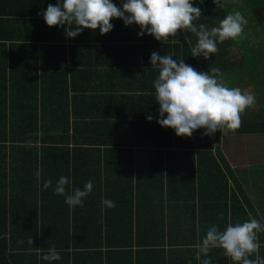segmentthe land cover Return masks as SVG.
<instances>
[{
    "label": "crops",
    "instance_id": "0c3cea01",
    "mask_svg": "<svg viewBox=\"0 0 264 264\" xmlns=\"http://www.w3.org/2000/svg\"><path fill=\"white\" fill-rule=\"evenodd\" d=\"M242 1L240 0L241 3ZM56 3L57 0H0V96L7 98L6 106L8 107V97L12 96L17 99L19 96L26 97L22 103L32 102V98L37 97L38 109L41 103L48 107L49 98L61 96L65 90L68 97H85L84 105L77 103L73 110L70 106L66 112L68 126L73 129L70 137H74V142L71 140L70 144L98 149L100 155L105 152L107 155H104V160L114 162L116 169L120 165L126 167L131 162L133 172L136 168L140 170L141 163L137 166L136 162L142 160V155L148 162L156 163V166L159 163L164 172L172 173L174 167L178 171L179 166L187 163L178 156H171L170 153L177 151L170 147L179 145L196 150L200 140L189 142L186 137H179L171 128H162L156 122L159 119V106L155 101L154 80L158 76V69L152 67L150 56L153 52L172 55L173 59H184L193 68L191 62L194 61L195 67L199 69L200 61L197 57H180L172 50L183 39L191 55L196 39L188 42L185 33L181 32L163 43L147 33L138 36L139 26L132 24L125 27L118 18L111 21L114 27L105 35H100L99 29H85L76 38L69 39L65 36L64 28L47 26L39 15L42 10L47 9L48 4ZM113 3L121 7V0H113ZM239 8L247 20L256 21L255 28L246 25L240 42L234 44L235 53H240V58L234 59L231 55L221 63L219 69L230 88L239 87L251 93L256 102L241 114V126L235 133L227 130V134L215 133L212 142L206 138V144L227 180L228 206L235 204L238 209L242 205L248 216L251 214L264 223V188H253L250 185L251 181L258 182L257 172L262 173L260 179L264 185V22L261 23L256 14L246 12L245 4L244 8ZM248 28L253 33L246 35ZM173 40L176 42L173 43ZM231 42L233 44L232 40ZM66 82L67 86L64 85ZM73 89L75 91L71 93L70 90ZM6 112L8 116L9 110ZM149 114L154 117L152 121L146 119ZM37 122L38 130L33 134L35 140L30 138L26 143L18 145L19 147L41 145L43 131L40 129V120ZM216 140L219 142L215 149ZM158 151L161 156L157 154ZM165 157L171 158L174 165L167 167ZM37 162L40 169V154ZM0 169V181L3 182L2 165ZM231 178L235 179L237 186ZM18 180L20 178L15 174H5L4 183L8 185V182H12V186L5 187L4 191L5 211L1 213L4 223L0 220V225L5 232L0 237L5 241L6 254L19 257L20 260L21 255L33 252L20 250L21 246L26 247L25 243L28 241L21 237L19 231L20 215H12L8 211L9 208L18 210ZM38 202L40 208V201ZM8 204L10 207L7 209ZM1 205L0 203V210ZM174 216L173 220L179 226L176 227L177 240L181 238L183 247L190 227L184 214L176 213ZM13 217L16 221L14 225ZM9 221L12 223L10 228ZM170 244L165 239L160 251L164 258L163 264H198L195 247L186 251L180 249V253L178 249L169 250ZM176 248L179 246L176 245ZM215 255H223V252ZM210 256L212 258V253ZM100 257V262L95 260L91 264H103L102 254ZM212 260V264L218 261L217 258ZM155 264H160V260Z\"/></svg>",
    "mask_w": 264,
    "mask_h": 264
},
{
    "label": "trees",
    "instance_id": "16d2710c",
    "mask_svg": "<svg viewBox=\"0 0 264 264\" xmlns=\"http://www.w3.org/2000/svg\"><path fill=\"white\" fill-rule=\"evenodd\" d=\"M260 2L262 0L242 1L262 23L264 5H260ZM221 3L223 7L216 6L213 0H204L203 3L193 0V6L199 7L203 12V16L195 21L197 26H218V22L236 6L225 0H221ZM184 35L188 42L194 38L197 41V37L192 33ZM236 43L233 41L232 44L231 39L218 43L219 51L209 60L202 56L197 57L200 70L195 67L194 61L191 64L200 72L208 71L211 67L219 68L225 59L235 53ZM172 50L180 57L191 56L183 39L180 44H175ZM64 85L67 86V82ZM70 91L72 93L75 89ZM84 98L75 95L68 97L65 90L61 96L49 98L50 106L41 103L38 109L37 97L32 98L29 103L21 102L26 99L23 96L18 99L8 97L7 107V98L0 96V165L3 178V182L0 181V220L4 223L1 213L5 211V187L12 186V182H8V185L4 183L5 174H15L20 178L19 206L15 211L9 208L8 204L7 209L9 208L8 211L12 215H20L21 237H25L27 241L32 238L33 241V246L26 242V247H20V250L33 252L21 255V259L24 258L21 261L19 257L6 254L5 241L0 237V264H48L39 258L34 248L46 250L53 246L62 257L53 264H91L95 260L100 262L101 254L103 264H139V261L140 264H155L158 259L160 264H163L164 258L160 251L165 239L171 242L169 250L178 249L181 253L180 249H194L213 224L224 230L228 223H242L249 218L242 205H239L238 209L235 204L228 206L227 180L206 144V138L212 142L213 135L205 136L204 129H199L191 137H186L189 142L200 140L196 150L179 145L170 147L177 151L170 153L171 156H178L187 163L179 166L178 171L174 167L172 173L164 172L159 163L156 166V163L148 162L142 155V160L136 162L137 166L141 163L140 170L136 168L133 172L131 162L127 163L126 167L120 165L116 169L114 162L104 160V155H107L105 152L100 155L98 149L70 144L71 140L74 142V137H70V131L73 133V129L68 126L66 112L70 106L73 110L77 103L84 105ZM38 120L43 131L41 145L19 147L18 145L26 143L30 138L35 140L33 134L38 130ZM216 134L218 135L219 131ZM218 142L219 140L214 142L215 149ZM38 154L42 156L41 186L45 180L52 181V187L47 190H41L37 186L35 173L39 168ZM157 154L161 156L160 151ZM216 156L218 158V154ZM165 160L167 167L174 165L171 158L165 157ZM61 176L70 178L69 188L83 189L85 183L92 180L93 189L84 199L83 207L71 208L65 203L63 196L54 194L56 181ZM233 183L237 186L235 179ZM104 200L114 201L116 207H107L102 203ZM247 206L249 207L248 204ZM251 212L253 213V209ZM176 213L184 214L190 227L185 235L183 247L181 238L177 240L176 227L179 226L173 220ZM13 221L14 217L12 223ZM12 223L9 221V228ZM15 223L16 221L12 225ZM4 232L3 226L0 225V234ZM259 243V254L264 257V233L259 234ZM176 245L179 248H176ZM220 251L223 252L222 249H213L210 252L213 259H218L216 264H231L223 255H215Z\"/></svg>",
    "mask_w": 264,
    "mask_h": 264
},
{
    "label": "clouds",
    "instance_id": "9594fccd",
    "mask_svg": "<svg viewBox=\"0 0 264 264\" xmlns=\"http://www.w3.org/2000/svg\"><path fill=\"white\" fill-rule=\"evenodd\" d=\"M203 2L200 0V3ZM213 2L216 6H224L221 0ZM39 15L47 26L64 28L69 39L76 38L85 29H99L100 35H105L113 29L111 21L114 18L121 19L125 27L132 24L139 26L138 36L147 33L163 43L181 32L192 33L197 41L191 48V56H202L205 60L219 51L218 43L229 39L238 43L247 25L245 16L233 10L218 22V26H197L195 21L203 16V12L193 6V0H121V7H117L113 0H57L55 5L48 4ZM150 63L158 69L154 80L155 101L159 106L156 122L162 128H171L179 137H191L199 129H204L205 136L217 131L227 134L226 130L235 133L241 126V114L255 105V97L251 93L227 85L219 68L200 72L185 63L184 59L176 60L172 55L157 52L151 54ZM146 119L152 121L154 117L149 114ZM35 178L41 190L52 187L50 179L41 186L39 168ZM70 185L69 177H59L54 194L63 196L71 208L83 207L84 199L92 192V180L85 183L83 189L69 188ZM102 203L109 208L116 207L111 200ZM260 233H264V223L251 214L242 223H228L224 230L213 224L194 246L195 259L198 264H212L210 252L222 249L223 256L231 264H264V257L259 254ZM28 242L32 245V238ZM34 250L48 264L62 259L54 246Z\"/></svg>",
    "mask_w": 264,
    "mask_h": 264
},
{
    "label": "rangeland",
    "instance_id": "374dc122",
    "mask_svg": "<svg viewBox=\"0 0 264 264\" xmlns=\"http://www.w3.org/2000/svg\"><path fill=\"white\" fill-rule=\"evenodd\" d=\"M239 1V2H238ZM226 2H232V3H235L236 4V6L233 8V9H231V11H233V10H238V11H240V8L239 7H242V8H244V5L240 2V0H227ZM260 5H264V0H262V2H260L259 3ZM245 7L247 8V10H246V12H251V10L250 9H248V7H247V5H245ZM262 13H264V10L262 11ZM245 16V15H244ZM248 16V15H247ZM249 17V16H248ZM248 21V26H250L251 28L252 27H254L255 28V26H254V24H256V21L255 20H247ZM251 28H248L247 29V31H246V35H248V34H252L253 33V31H252V29ZM240 42V41H239ZM238 42V43H239ZM238 51V50H237ZM239 54L240 53H235L234 55H232V57H234V59H238V58H240L239 57ZM242 56V55H241ZM260 175H262V173L261 172H257V174H256V179H257V181L258 182H252L251 181V183H250V185L253 187V188H264V185H262L261 184V179H260Z\"/></svg>",
    "mask_w": 264,
    "mask_h": 264
}]
</instances>
